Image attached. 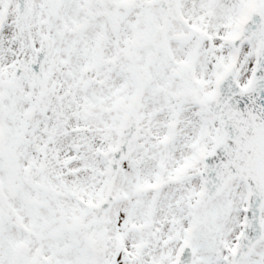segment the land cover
Wrapping results in <instances>:
<instances>
[{
    "label": "snow or ice",
    "instance_id": "6c2138e0",
    "mask_svg": "<svg viewBox=\"0 0 264 264\" xmlns=\"http://www.w3.org/2000/svg\"><path fill=\"white\" fill-rule=\"evenodd\" d=\"M0 264H264V0H0Z\"/></svg>",
    "mask_w": 264,
    "mask_h": 264
}]
</instances>
